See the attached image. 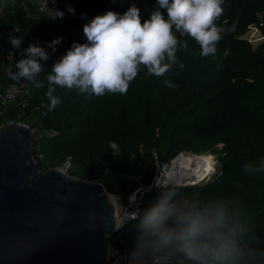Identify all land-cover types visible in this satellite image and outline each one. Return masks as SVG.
Listing matches in <instances>:
<instances>
[{"label": "trees", "instance_id": "obj_1", "mask_svg": "<svg viewBox=\"0 0 264 264\" xmlns=\"http://www.w3.org/2000/svg\"><path fill=\"white\" fill-rule=\"evenodd\" d=\"M28 1L9 2L0 15V88L15 82L7 69L17 71L15 64L29 43L44 46L64 39L55 53L47 49L50 58L39 77L44 87L23 80L28 85L25 105L0 102V126L11 121L29 126L38 170L69 159L80 178L102 183L118 197L127 200L139 193V214L120 225L110 241L113 247L197 264L142 229L145 211L163 203L176 213L206 211L216 221L213 238L226 240L232 255L215 264H264V53L243 37L249 27L263 26L264 0H224L216 23L225 32L215 54L201 56L195 40L177 33L188 44L177 52L183 69L176 65L163 77L145 76V69L123 95L58 89L62 103L54 111L41 107L48 103L45 77L73 41L86 42L84 24L108 10L123 14L133 3L143 22L159 6L156 0H57L65 19L59 26ZM159 10L167 18L166 10ZM10 33L23 37L20 51L9 44ZM152 151L162 164L182 151L210 154L216 173L185 185L156 186ZM167 225L175 226L174 217Z\"/></svg>", "mask_w": 264, "mask_h": 264}, {"label": "clouds", "instance_id": "obj_2", "mask_svg": "<svg viewBox=\"0 0 264 264\" xmlns=\"http://www.w3.org/2000/svg\"><path fill=\"white\" fill-rule=\"evenodd\" d=\"M159 8L151 11L150 18L141 22L140 9L133 3L123 14L108 10L98 14L83 25L85 43L73 41L65 54L60 56L46 75L48 103L41 107L54 111L62 103L58 89L79 90L80 94L102 97L108 94H126L130 84L144 71L145 76L163 77L176 65L184 64L177 52L187 48L186 41L177 37L188 36L200 47V55L215 54L216 45L225 29L218 26L224 12V0H156ZM55 4V0H52ZM47 7V4H46ZM165 9L167 18L159 10ZM68 12L75 14L69 7ZM64 13L54 10V19H62ZM57 37L41 46L38 41L29 43L15 64L16 72L7 69L13 81H30L36 88L44 87L39 79L45 71L51 49L63 41ZM23 37L10 33L8 42L13 49H22ZM167 83V81H166ZM247 170H251L248 168ZM174 217L175 226L167 221ZM216 221L206 212L176 213L171 207L157 203L145 211L141 227L154 234L165 248L182 252L197 264H215L225 261L232 253L226 240L213 238Z\"/></svg>", "mask_w": 264, "mask_h": 264}, {"label": "water", "instance_id": "obj_3", "mask_svg": "<svg viewBox=\"0 0 264 264\" xmlns=\"http://www.w3.org/2000/svg\"><path fill=\"white\" fill-rule=\"evenodd\" d=\"M119 227L102 183L39 171L29 126H0V264H108Z\"/></svg>", "mask_w": 264, "mask_h": 264}, {"label": "built area", "instance_id": "obj_4", "mask_svg": "<svg viewBox=\"0 0 264 264\" xmlns=\"http://www.w3.org/2000/svg\"><path fill=\"white\" fill-rule=\"evenodd\" d=\"M15 0H0V15L2 14L3 8L9 3ZM27 2L24 3L26 5ZM28 3L33 9L47 17L53 23L62 26L65 23V19H54V10L59 9L58 2L55 0V4L52 0H29ZM47 4V7H46ZM60 10V9H59ZM28 96V85L25 81L20 80L19 82H10L0 88V102L3 105L9 104H26V98ZM133 200V199H130ZM129 201L128 204H134L131 208H125L124 210L114 209V217L116 221L123 225L125 222L134 219L138 216V203L137 200ZM135 202V203H134ZM108 264H186L183 263L178 257H163L154 254L146 256H137L134 253L126 250L119 249L110 245L107 257Z\"/></svg>", "mask_w": 264, "mask_h": 264}, {"label": "rangeland", "instance_id": "obj_5", "mask_svg": "<svg viewBox=\"0 0 264 264\" xmlns=\"http://www.w3.org/2000/svg\"><path fill=\"white\" fill-rule=\"evenodd\" d=\"M262 23H263V26H259V27L251 26V27H249L248 31L243 35V37L250 43V45H251V47L253 49H260L264 53V22L262 21ZM63 31H66L65 27L63 28ZM20 123H23V122L20 121ZM111 147L114 150L116 149L114 145H111ZM183 152H185V151H182L180 153H183ZM141 153H143V149H141ZM151 154H152V158L151 159H152V161H153V163H154V165H155V167L157 169V174L154 176V184L156 186H163L164 185L163 182L159 181L160 177L162 176V174L164 172L163 164L158 161L157 155L155 154L154 151H152ZM208 155H210V154H208ZM210 156H211V160H210V163H209L210 168H209V170L206 171V174L203 175V178H209V177H211L212 175H214L216 173V164H217L216 160H215V158L212 155H210ZM175 158L176 157H174L173 159H175ZM172 160L169 161V163H171ZM53 168L60 169L62 172H64L68 176H71V177H74V178L83 179V180H87V179H84V178H80L76 174V172L78 171V167L76 165H74L69 159H66L65 161H62L59 164H55L52 167H50L49 169H53ZM41 172H44V171H41ZM195 177L196 176L189 177L188 181H184L183 183H179V184H185L186 182H189V181L193 182V181L196 180ZM203 178H201V179H203ZM87 181L97 182V181H92V180H87ZM172 183H176V182H172ZM106 194L109 197L111 203L113 204L114 209L116 208L117 210H120V209L124 210L126 207L129 209L132 206H134V204L132 202L134 201V199L137 200L138 199V195H139V193H137V192L132 193V194H130L128 196V198L126 200V199H123L121 197H118L115 193L109 192L107 190H106ZM130 199H133V200H130ZM129 201H132L131 202L132 204H128ZM137 203H138V201H137ZM135 255H137V256H146L145 254L144 255L135 254Z\"/></svg>", "mask_w": 264, "mask_h": 264}, {"label": "bare ground", "instance_id": "obj_6", "mask_svg": "<svg viewBox=\"0 0 264 264\" xmlns=\"http://www.w3.org/2000/svg\"><path fill=\"white\" fill-rule=\"evenodd\" d=\"M210 160V155H197L185 151L172 160L169 168L164 170L159 181L163 182V184L170 182L179 184L188 181L189 177L192 176H196V180L201 179L210 168Z\"/></svg>", "mask_w": 264, "mask_h": 264}]
</instances>
